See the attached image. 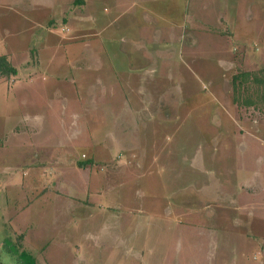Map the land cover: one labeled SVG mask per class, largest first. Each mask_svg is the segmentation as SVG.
Wrapping results in <instances>:
<instances>
[{
    "label": "rangeland",
    "instance_id": "obj_1",
    "mask_svg": "<svg viewBox=\"0 0 264 264\" xmlns=\"http://www.w3.org/2000/svg\"><path fill=\"white\" fill-rule=\"evenodd\" d=\"M112 1L0 0V42L26 30L30 49L46 46L51 28L60 76L84 67L78 96L84 81L101 80L90 87L91 109L103 89L110 99L129 93L127 85L101 84L113 82L106 71L119 59V40L137 35L169 52L154 58L151 82L132 84L137 100L104 101L88 117L83 98L82 118L61 117L46 95L17 88L22 80L10 84L11 95L0 81V264H262L252 254L257 246L245 247L231 228V206L236 192L249 189V206L264 216V0ZM139 12L134 31L131 17ZM235 15L236 27L229 21ZM15 57L17 80L25 68L22 53ZM192 183L216 197L213 205L194 199ZM186 204L212 216L200 209L191 219Z\"/></svg>",
    "mask_w": 264,
    "mask_h": 264
},
{
    "label": "crops",
    "instance_id": "obj_2",
    "mask_svg": "<svg viewBox=\"0 0 264 264\" xmlns=\"http://www.w3.org/2000/svg\"><path fill=\"white\" fill-rule=\"evenodd\" d=\"M113 3H116L115 0L112 1ZM131 4L135 3L133 2V0L130 1ZM25 16V15H24ZM23 16V17H24ZM38 16V15H37ZM136 17V19L134 18ZM36 18V17H35ZM91 18L93 19V17L91 16ZM140 19V21H143V17L140 14V12L136 15V16H132L131 17V21H130V27L135 31V29L138 27L136 24V21ZM151 20H148V22H145V26L147 25L148 27H150L152 25V18H150ZM35 20V19H33ZM33 20H29L27 21L26 26H33L35 25V23H37V18L35 21ZM135 21V23H134ZM229 21L231 23H234V26L236 27L239 23V21H236V15L235 18L230 17ZM93 22V21H92ZM110 21H107L105 23V26L103 28V30L107 29L108 25ZM65 22L62 23V25L65 26ZM4 26V25H3ZM94 27V25H92ZM245 26V27H244ZM242 30V33H244L247 30V25H244ZM26 27V28H27ZM67 27V26H66ZM93 27H91V29L88 30V32L90 33L89 35L91 36H95L96 31H94ZM119 30L120 27L118 25ZM31 29V28H30ZM68 29V28H67ZM131 29V30H132ZM23 30V29H21ZM29 30V29H28ZM62 30V27H61ZM60 30V31H61ZM113 30V29H112ZM75 31V30H74ZM78 31V30H77ZM22 32V31H21ZM46 34L49 36V41L47 42L48 44L45 46V44L41 45L39 44L36 48L30 49V37L33 36V34H28L26 30H24L22 33H24V35H19V36H15L11 39H8V32L7 35L5 37H3L2 42H0V54H6L7 58L9 59V61L16 67V74H19V59L17 57H15V54L17 53H22V66L25 68V71L23 72L22 76L17 79L14 80V78H12L13 76H11L10 78H7L6 81L3 82V78H0L1 81V86L5 89V93L8 94H12L14 92V89H10V84L14 83L13 85L18 84V82H20V80H22V84L17 85L16 87L18 88V86H22V89L24 88L25 92L28 95H34V94H38L41 98H45L46 95V100H48V105L53 108V105L56 106V108H58V111H60V113H58L61 117H64L66 114H71V116H76V114L78 115V117L80 116V118H82L84 115L82 114H87L84 117H88V112H92L94 114V112L96 110H101L102 109V105L104 101H112L115 102L116 100L121 99V102L126 105L127 101H133V100H137L135 96L131 95L132 94V89L134 88L133 85H146L149 82H151L152 79H154L155 77V73L154 69L156 68V66L154 65V58L160 54V56H168L169 52L168 51H162V50H158L156 48V46L158 45H154L151 46L150 42L146 43V42H141V40L143 38L136 36H133L130 41L127 39L124 40H119L121 41L120 46H116L115 50L113 52V55L115 57H119L118 61H114V60H110L111 63H109V65L107 64L108 67V71H106L109 73V75L111 76V80L113 82L110 83V80L107 82L101 83L102 85H107L106 87L109 88V85L112 87H117L116 90L119 89V86H123L125 87L127 85L126 90L129 92L126 94H117L115 97H110L108 96V91L103 89L104 93L100 96H98V98L100 99V103H96V104H92L89 108V103L91 104L92 102H95V99H93L90 95H92V92H90V87L91 85H96L97 83H99L101 80L98 78V82H95L94 84H89L86 83V81L83 82V84H86V88L85 91L82 93V95L79 97L78 93L75 90V84L77 80L76 78H80L81 80V72L84 71L82 67V65L80 63L74 64L73 68H74V73L73 76H60L61 71H59L60 67L62 66L63 62H54L53 59H56V56H58L59 50L57 45H55L54 41H52V34L51 33V28L47 27L46 29ZM62 32V31H61ZM110 32V31H109ZM108 34H111L108 33ZM115 34V33H114ZM146 36H148V34H145ZM74 34H72L69 37L73 38ZM111 36H113L111 34ZM141 36V35H140ZM150 36V34H149ZM144 37V36H143ZM21 39V40H20ZM143 41V40H142ZM17 48V49H16ZM16 51V52H15ZM109 52V51H108ZM165 52V53H164ZM43 53L44 55L46 54H50V59L47 61H43ZM110 53V52H109ZM30 56V57H29ZM39 56V57H38ZM29 57V58H28ZM41 57V60H39V58ZM169 57V56H168ZM167 57V58H168ZM35 59V60H34ZM165 60H167L166 58H164ZM120 61V62H119ZM65 63V62H64ZM69 67V64L65 63V66ZM66 66V69H67ZM101 67V66H100ZM75 68L78 70L75 72ZM264 68V67H263ZM65 69V70H66ZM71 69V68H70ZM118 70V72L116 70ZM59 71V73H58ZM81 71V72H80ZM95 71V70H94ZM80 73V74H78ZM71 74V73H70ZM120 77H119V75ZM120 78H122L124 81L121 83L120 85ZM5 79V78H4ZM145 80V83L142 84V81ZM146 81H149L148 83ZM6 82V84H5ZM133 84V85H132ZM5 85V87H4ZM82 85V84H81ZM128 86H133V87H128ZM42 91V92H39ZM120 93V92H119ZM85 101L88 102L87 106H84L82 109L85 111L84 113L80 114V108H79V101L82 102L83 99ZM96 99V100H99ZM132 105V103L130 104ZM127 108H131V106L129 107V105L127 106ZM89 110V111H88ZM108 111V110H107ZM128 119H132L133 117H136V114L133 112H131L128 109ZM132 124H134L135 120L132 119ZM5 122V119L0 120V126H3ZM26 126L31 127L30 125L26 124ZM35 129V128H34ZM87 143V149L92 151V148L94 146V143L92 142V139H89L88 141H85ZM100 143V142H99ZM96 149H100L97 148ZM90 151V152H91ZM93 152V151H92ZM90 157V156H89ZM89 160V159H87ZM247 178V177H246ZM91 182V181H90ZM194 185V187L189 186L188 189H192L190 191V193L192 195L195 196L194 199L198 200H207L209 197V195L204 191L206 190V188L204 190L201 189V192L198 191V185L197 183H192ZM251 191V190H250ZM249 189L245 190V192H236L235 193V197H234V201L235 203L232 204V211L234 213H232L231 215H234L233 217V222L231 224V228L236 229L241 232V236L243 238V242L242 244L245 245V247L247 245H252L253 246H257V249L254 251V253L252 254H258V259H261L260 263L264 264V216H262L258 210V208H254L252 207L253 204H250L249 206V200H248V196H249ZM213 198V200H212ZM209 198L211 200L208 199V202H214L216 197H212ZM213 205V203H211ZM193 205H188L186 204V206L182 207L183 208V213L187 216H189L192 219V216H195V214L198 212V210L201 212V210L204 211V216H209L211 217V212L206 211V207H202L198 208V210H194V208H192ZM201 209V210H200ZM208 212V215L207 213ZM206 213V214H205ZM241 225H245L251 229L250 232H247L244 228L245 226L241 227ZM194 227V225H193ZM240 227V228H239ZM246 232H243V231ZM260 237V238H259ZM242 264H250V263H245L243 261Z\"/></svg>",
    "mask_w": 264,
    "mask_h": 264
},
{
    "label": "trees",
    "instance_id": "obj_3",
    "mask_svg": "<svg viewBox=\"0 0 264 264\" xmlns=\"http://www.w3.org/2000/svg\"><path fill=\"white\" fill-rule=\"evenodd\" d=\"M16 67L9 61V59L7 58L6 54H0V78H10L11 76H13L14 74H16ZM262 78H259L260 81H259V93H260V103H262L264 105V69L262 70ZM244 74V73H242ZM256 76L252 75V80H254ZM235 78L233 77L232 80H234ZM237 79H235L233 83L236 82ZM234 86L237 85L236 84H233ZM239 85V84H238ZM90 161H79L78 163H81V167H83L84 165L88 164ZM15 247V246H14ZM16 248V247H15ZM17 249V248H16ZM18 252V258L21 260V261H24V257L26 256L25 253H23V251L20 253L19 251ZM26 262V261H25ZM30 264H34L33 263V260L30 262Z\"/></svg>",
    "mask_w": 264,
    "mask_h": 264
}]
</instances>
